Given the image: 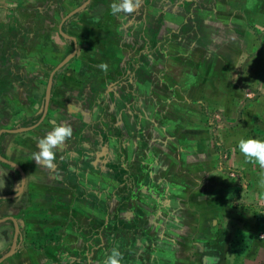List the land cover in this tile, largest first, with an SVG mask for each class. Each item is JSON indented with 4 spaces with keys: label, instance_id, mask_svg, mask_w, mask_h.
<instances>
[{
    "label": "crops",
    "instance_id": "1",
    "mask_svg": "<svg viewBox=\"0 0 264 264\" xmlns=\"http://www.w3.org/2000/svg\"><path fill=\"white\" fill-rule=\"evenodd\" d=\"M10 1L17 46L7 57L0 55L6 61L0 66V129L21 131L14 139L27 142L13 153L3 152L1 146V153L21 167L25 153L31 159L28 166L33 164L39 174L34 172L35 180L24 191L15 179L19 173L8 166L12 180L0 194L16 190L19 195L0 207V233L7 231L0 254L12 240L14 225L7 220L11 218L18 224V250L0 264H103L114 246L123 253V264H208L206 257H215V264H264V169L247 162L238 148L241 138L264 139V0H165L168 4L161 12L173 20L159 26L158 38L145 30L148 50L141 40L147 17L137 11L141 3L157 0H141L133 14L119 15L111 13L114 0H88L79 16L61 26L60 20L86 0ZM88 29L97 35L93 45L82 37ZM74 37L80 54L81 49L93 54L86 65L108 64L107 73L97 67L105 77L96 85L105 110L96 111L98 97L90 96L89 85L73 87L69 81L58 90L65 100V106L59 105L65 108L64 117L58 105L61 110L48 104V115L40 116L43 121L33 128L43 105L36 113L38 107L31 105L24 89V74H41L40 67L55 62L51 46L58 44L63 50ZM159 41L162 49L157 51L154 45ZM135 47L146 53L150 82L140 83L130 72L131 65L137 67L130 54ZM68 67L70 74L71 62ZM87 71L101 76L93 66ZM44 76L46 81L48 74ZM135 92L141 95L138 104L144 115L138 110L134 115L128 107ZM249 93L254 97L247 98ZM36 99L38 105L40 95ZM95 112L98 119H93ZM103 112L114 115L118 131H125L124 124L129 128L130 113L149 142L138 140L140 135L122 134L123 146L113 144L118 150L101 143L102 125L93 123ZM73 113L88 124L56 150L60 168L58 160L51 169L36 164L33 154L39 151V139L54 125L67 123L65 117ZM193 114L204 120L194 125L189 118ZM219 115L221 120L215 121ZM223 123L225 134L216 129ZM231 130L234 134H227ZM92 148H100L92 164H100L113 178V186L87 182L80 160L88 166L85 159L91 157L86 154H92ZM135 163L142 164L144 172L138 183L123 170ZM70 181V195L57 201V192ZM124 194L133 196L128 205Z\"/></svg>",
    "mask_w": 264,
    "mask_h": 264
},
{
    "label": "water",
    "instance_id": "2",
    "mask_svg": "<svg viewBox=\"0 0 264 264\" xmlns=\"http://www.w3.org/2000/svg\"><path fill=\"white\" fill-rule=\"evenodd\" d=\"M88 0H86L84 3H82L81 5H78L77 7L73 8L72 10H70V12H68L61 20H60V26L63 25L64 23L66 22H69L71 19H73L76 14L80 13L84 8H86V3H87ZM144 14H146V20L144 21V25H143V37L141 36V40L146 43V45L144 46L145 49L148 50V46L150 44V39L149 37L147 36V34H155V38H158L159 37V26H160V22L158 19H163L161 20V24L163 25L164 24V15L162 12L158 13L157 10H156V6L154 5V3L152 1H148V2H144ZM143 19V18H142ZM142 21V20H141ZM10 22V21H9ZM9 22H5L7 23V26H9ZM147 23V24H146ZM146 24V25H145ZM15 27V26H14ZM147 29V34L145 32V30ZM0 32L4 35V36H8L7 35V29L4 28L3 30L0 29ZM60 34L64 35V32L62 31V28L60 29ZM11 39L10 40H4L5 42H8V45L9 47H12L13 44H14V41L16 40V37L11 35ZM65 36V35H64ZM73 40V50L71 52H69L68 54H66L62 60H60L55 66H53V64H50V67L52 65V68L50 69V72L48 74V77H47V80L44 81V77H39L37 79H30V78H27L25 77V83L29 86V96H32V93L34 91L38 92L39 91V88L40 86H43L44 88V92H43V97H42V101L43 103L41 105H43L42 109L40 110L39 112V118L40 116L43 115V117L46 115V111H47V108H48V104H49V100L54 97L57 101V103L59 105H64L65 104V100L63 99L62 97V94L58 92L59 89L62 88V86H67L68 85V82L70 81L72 83V86L73 87H78L79 85L81 84H84V85H89L90 88H91V92H93L92 90V87L95 85V92H93L95 94V96L97 95L98 97V100L101 99V94H102V91H101V88H99L97 90L96 88V85L99 86V84L101 83V81H99L98 77L95 76V78L92 76L91 78H89L87 75H85L84 73H82L80 71V69L76 70L75 68L72 69V73L68 74L66 73L64 70L65 68L68 67V63L70 62V60L74 57L75 55V52H76V49H77V44H76V39L74 37ZM2 41V42H4ZM160 42L159 41V44L158 43H155L154 45V48L155 50L157 51H160L162 48L160 47ZM166 47V45L164 46V48ZM1 48H2V44H1ZM122 48V51H120V53L123 55L124 54V51L126 50L125 47H121ZM136 48V47H135ZM62 54V48L61 46H57L55 48H52L51 49V56H52V60L55 61V60H58V58L60 57V55ZM144 54L146 55V53H141L140 50L138 48H136V50L134 51V53L131 55V59L133 60V62L135 60L138 61L137 63V67L136 66H132L131 65V68L133 70H135L136 72V80H138L140 83H146V82H150V71H148V69L145 68V62H144ZM82 57H79V59H82ZM142 62V68H139L138 67V64L139 62ZM85 81H87V83H85ZM97 86V87H98ZM132 86V85H131ZM37 94H35V98H36ZM122 96L120 95V98ZM125 99V98H123ZM131 99V97L129 98ZM127 102L128 100L125 99ZM125 101V102H126ZM124 102V105L126 106L127 103ZM40 105V106H41ZM44 107H45V111H44ZM41 108V107H40ZM60 108L58 107L57 110H59ZM98 113V112H96ZM103 114V117L101 118V120L99 122L96 123V125H102V127H98V130L101 132V136H102V139L104 138H107V139H112V140H117V138L119 137L117 133H120L121 135L124 134V131H118V128L116 127V125L113 123V119H114V116L113 115H107L105 112L102 113ZM62 115L64 117V114L62 112ZM38 120L35 122L36 125L33 127L35 128L39 123H41L43 121L42 120ZM66 120L68 121L67 123H69L73 129V133L77 130V131H82L85 129V126L88 124L87 121L83 120L81 116H77L75 113H73L70 118L68 117H65ZM140 121V120H139ZM47 126H50V123L49 122H46L45 123ZM135 125L137 126L138 123L137 121L135 122V124L133 123H129V128L124 124V129H125V135H129L131 134V129H133L134 133L136 134H139V135H142L144 136V128H142L141 125H138L139 127L136 128L135 130ZM131 128V129H130ZM16 132L20 133L21 131H15L14 129L12 128H9V129H0V138L3 137V140L0 139V162L2 164H5L11 168H14L16 169L18 172H19V176H20V183H21V186H24V172L22 169H20V166L6 158L3 156V154L1 153V146L2 147H8L10 150L13 149V151L16 150V148H18V146L21 144V139H14L15 137L14 134H16ZM101 139V140H102ZM141 139L140 136H138V140ZM96 142H94V144H97V141L98 139H95ZM23 143L24 142H27V140H23L22 141ZM161 145H163V143H161ZM161 148V147H160ZM86 163L88 164V166H84L85 168V171L87 170L88 172V177H89V180L90 181H93L95 184L97 183H100V185L102 183H104L103 181V177L101 175L100 172L98 171H95V167L92 165L91 162H87L86 160ZM90 165V168H87L89 167ZM126 174L132 178H134V180L138 182L140 181H143L144 180V172L143 169H142V164H133L130 168H127L125 167L123 169ZM126 193V192H125ZM19 195V194H18ZM18 195L16 194V190L12 193H8V194H0V203L2 205H0V207H5V198H17ZM125 196H128L126 197V202H127V205L128 203H131L132 202V194H124ZM95 204L98 206L101 204L100 202V197L99 199L95 202ZM142 212V211H141ZM140 219V217L138 216V220ZM1 220V219H0ZM11 220V222L13 223L14 225V232H13V236H12V240H11V243L9 245V248L6 252L0 254V263L1 262H4L8 257L14 255L17 250H15V246H16V240L18 239L17 235H16V230H18V224H16V222H14V220L11 218L9 219ZM23 221V219H22ZM139 223V222H138ZM24 224V222H23ZM6 226H9L6 225ZM118 227V225H117ZM23 230H24V227H22V233H23ZM4 232H1L0 233V243H3L7 240L5 234L7 233V231L3 230ZM7 235V234H6ZM24 236V234H23ZM28 245H25V247H27Z\"/></svg>",
    "mask_w": 264,
    "mask_h": 264
},
{
    "label": "rangeland",
    "instance_id": "3",
    "mask_svg": "<svg viewBox=\"0 0 264 264\" xmlns=\"http://www.w3.org/2000/svg\"><path fill=\"white\" fill-rule=\"evenodd\" d=\"M141 1V0H140ZM11 2L12 1H10V2H8V0H0V29H4V28H6L7 29V35L8 36H4L1 32H0V55L2 54V56H4V57H7V55L9 54V52H10V48L11 47H9V46H7L8 45V42H5L4 40H10L11 39V35H13V36H15V35H17V33H16V30H14L13 29V27H11V22H9V21H11L10 19H12V16L13 15H11L12 14V12H11V10H12V8H10L9 7V4H11ZM157 2H158V0H157ZM157 2L156 3H154V5L157 7L156 8V10H157V12L159 13V12H161V8H163V6L164 5H166V4H168V2H166L165 0H159V4H157ZM161 2L163 3L162 5H160L161 4ZM144 3V2H143ZM143 3H141V7L138 9V14L140 13V15H142L143 13H144V4ZM158 5V6H157ZM135 12V11H134ZM163 13V15L165 16L164 17V19H165V23H167V22H169V21H172L173 19H171V18H169V15H166V13H164V12H162ZM138 17V16H137ZM140 18H143L142 16L140 17ZM80 19V18H79ZM247 19H248V21H249V23H251V22H253V19L251 18V16L249 15H247ZM159 20V22H160V25H161V20H163V19H158ZM5 22H9V26H7V23H5ZM175 25H177V23H174ZM73 25L75 26V23L74 24H71V27H73ZM79 26V25H78ZM90 29H88V30H86L83 34H82V37H83V39H86V41L89 43V45H93L94 44V42H97V40L95 39V38H93V36H97L96 35V33H94V32H92V31H89ZM261 36L264 38V31H262L261 32ZM159 35L160 36H162V34L161 33H159ZM2 41H4V42H2ZM162 42V41H161ZM1 44H2V48H1ZM3 50V51H2ZM81 53L83 54V58L82 59H79V57H78V55H76V57L75 58H73V60H75V59H77L76 61H73V60H70V62H71V66L73 67V68H76V69H81V68H84V69H86V70H84L83 71V73L86 75L87 74V70L90 68V67H92V66H96V65H93L92 63H91V65L90 66H88V65H86V64H88V60H87V57L88 56H90V52H87L86 50H83V49H81ZM127 53V52H126ZM73 61V62H72ZM69 62V63H70ZM142 62L143 61H141V62H139L140 64H139V66L140 67H142ZM68 63V64H69ZM138 63V61L137 60H135L134 61V65L135 64H137ZM2 65V67H5V65H6V61H5V59H2V61H1V58H0V66ZM97 67V66H96ZM69 69V67H67V68H65V72H66V70H68ZM69 71V70H68ZM134 72L135 74H136V72H135V70H133V69H131L130 70V72ZM72 72V71H71ZM150 76V75H149ZM0 77H3V76H0ZM105 77L101 74V76L98 78L99 79V81H101V80H103ZM151 79V78H150ZM150 81V80H149ZM0 84H1V82H0ZM96 88H97V90L99 89L97 86H96ZM90 92H91V90H90ZM94 92V91H93ZM135 93H137V94H135ZM134 94H133V96H132V98H131V100L129 101V104H131V105H133V107H130L129 106V108H130V111L132 112V111H134V113H132V114H134V115H138V112L140 111V113L142 114V115H144L142 112H143V109H140V108H143V106L142 107H139V105L140 104H138V100H139V96H141L138 92H135ZM251 96L249 97H247V98H252V97H254V94H251V93H249ZM247 95V94H246ZM41 103H42V101H40L39 102V104L37 105L36 103L34 104V105H36L35 107H38V106H40L41 105ZM56 109H58V108H56ZM38 110H39V107H38V109H37V111H36V113L38 112ZM137 110H138V112H137ZM28 113H31L32 111H27ZM195 112V111H194ZM35 113V114H36ZM196 113H197V111H196ZM35 114H33V115H35ZM96 112L94 113V115H93V119L94 118H96ZM128 114V113H127ZM241 114V113H240ZM131 116H133V115H131L130 113L128 114V121H129V123H132V121H133V118H131ZM220 117H216L215 118V121L217 120V118H220V120H221V115H219ZM189 118H190V120L193 122V123H195L194 125H197V123H201L202 122V119H203V117L201 118L200 117V115H198V114H196V115H190L189 116ZM96 119H98V118H96ZM204 120V119H203ZM206 120V119H205ZM115 121V120H114ZM221 122V121H220ZM97 123V122H96ZM162 123V120H160V124ZM94 125H96L95 124V122L93 123ZM117 128H118V126H116ZM138 126H136L135 125V130H136V128H137ZM160 128V127H159ZM131 129V128H130ZM216 129H217V132H219V131H222V133H224L225 134V132H226V129H227V124L226 123H223V125L222 126H220L219 125V127H216ZM238 131L239 130H236V134L238 133ZM118 134V138H117V140H110V139H107V138H104V139H107V140H104V139H102L101 140V143L104 141V143L105 142H107L109 145H108V147L109 148H113V149H115V150H118V147L117 148H114V146H113V144H115L116 143V145L117 146H119V147H122L123 146V144H122V135L120 134V133H117ZM124 134H125V131H124ZM227 134H234V131H232L231 130V132L229 133H227ZM135 135H139V134H136V133H134V131H133V129H131V134H129V136H134V137H136ZM140 138H141V141H145L146 140V137H145V134H144V136H142V135H140ZM143 139V140H142ZM198 140H201L200 138L198 139ZM198 140H196V142L198 141ZM23 141V139H21V141L20 142H22ZM143 141V142H144ZM145 142H149V140L147 139V141H145ZM130 146H133V144H132V142H131V144H130ZM143 147H145V144L144 145H142ZM148 145L146 144V147H147ZM100 149V148H99ZM99 149H96V148H92V154L91 153H87L86 154V156L87 157H91V160L90 159H85V160H87V162H91L92 161V159H94L95 158V151L97 150V151H99ZM133 149V148H132ZM131 149V150H132ZM147 149H150V146L149 147H147ZM6 150H10L8 147H5V148H3V152H5ZM89 150H91V149H89ZM12 153H13V149H11L10 150ZM86 153V152H85ZM84 153V154H85ZM4 155H6V153L5 154H3V156ZM120 155V154H119ZM56 160H58V158H56ZM116 160H118V159H116ZM82 161H83V159H81L80 160V162H81V164H82V167H81V169L83 168L84 169V171H85V168L83 167V166H85L83 163H82ZM58 162H60V164H58V163H56L57 165H58V168H60V166L62 165V162L60 161V160H58ZM69 162V161H68ZM85 163V162H84ZM92 163V162H91ZM4 165V164H3ZM95 168V171H98V172H100L101 174H102V177H103V181H104V183L103 184H108V186L109 187H111V186H113V182H112V180L111 179H113V178H111V176L109 177H107L105 174V172H103L102 170H101V168H100V164L99 163H97V164H92ZM5 166H7V165H5ZM87 168H90V165H89V167H87ZM49 169H51V168H49ZM63 169H66V166L65 167H63ZM4 170V168H1L0 167V189H4L6 186H7V184H8V182H9V180H12L11 179V177H10V170H8V172H6V171H3ZM62 169H60V171H61ZM48 170L46 169V170H44V172H47ZM63 171V170H62ZM87 171V170H86ZM36 173H38L39 174V172H36ZM105 173V174H104ZM66 175H68L67 173H66ZM34 176L36 177L37 176V174H34ZM84 179V178H83ZM87 182H92V183H94L93 181H90L89 180V178L87 179ZM112 182V183H111ZM95 184V183H94ZM99 191H101V189L99 188ZM113 193V190L112 189H110V194L109 195H111ZM97 195V194H96ZM98 196V195H97ZM117 226V225H116ZM11 243V242H10ZM12 257H14L13 255L12 256H10V257H8L4 262H8L9 261V259L10 258H12Z\"/></svg>",
    "mask_w": 264,
    "mask_h": 264
},
{
    "label": "clouds",
    "instance_id": "4",
    "mask_svg": "<svg viewBox=\"0 0 264 264\" xmlns=\"http://www.w3.org/2000/svg\"><path fill=\"white\" fill-rule=\"evenodd\" d=\"M139 3L140 0H114L110 5L111 13L113 15H119L121 13L132 14ZM97 67L105 73L108 71V64L106 62H101ZM27 88L29 95V87ZM43 92L44 89H39L38 92L34 91L32 96H29L31 97V105L37 102V99L34 97L35 94L40 95L38 101H42ZM72 134L73 129L69 123L54 125L52 130L47 132L38 141L39 151L33 154V159L36 164H41L49 168L53 167L54 161L56 160V150L69 140ZM238 148L247 162L256 163L260 168L264 169V139L251 136L241 138L238 141ZM261 186H264V179L261 180ZM215 259V257H206L208 264H215ZM103 264H123V253L118 246L112 247L110 252L106 254Z\"/></svg>",
    "mask_w": 264,
    "mask_h": 264
},
{
    "label": "flooded vegetation",
    "instance_id": "5",
    "mask_svg": "<svg viewBox=\"0 0 264 264\" xmlns=\"http://www.w3.org/2000/svg\"><path fill=\"white\" fill-rule=\"evenodd\" d=\"M133 14V13H132ZM79 16V13L78 14H76V16ZM132 16H130V18H131ZM135 19L137 20L138 19V17L136 18L135 17ZM77 42V41H76ZM74 44H73V41H71V43L70 44H67V45H64L65 47L63 48V50H62V54L61 55H66V54H68L69 52H71L72 50H73V48H74V46H73ZM57 46H59L58 44L57 45H53V46H51V49L52 48H55V47H57ZM125 47V46H124ZM133 49V48H132ZM134 51H135V49H133ZM3 51V50H2ZM134 51L133 52H131L130 54L132 55L133 53H134ZM60 55V56H61ZM76 55H78V57H82L83 56V54H80L78 51H77V49H76V52H75V55H74V57L73 58H75L76 57ZM90 56H93V54L92 53H90ZM84 57V56H83ZM73 58L71 59V60H73ZM40 59V55L38 56V58H37V60H39ZM60 61V57L58 58V60H55V62L53 63V66H55L58 62ZM93 65H96V64H93ZM94 67V69H95V73H96V75L97 76H100L101 74H99V73H101L99 70H98V68L96 67V66H93ZM52 68V65H51V67H50V64H49V66L47 67H40V69H39V71L40 72H42L41 74H39V73H32V75L31 76H27L26 74H24V89L25 90H28V88L27 87H29L25 82V77H27V78H30V79H37V78H39V77H42V76H44V72L45 73H47V74H49V72H50V69ZM81 72H83V68L81 69ZM95 75V74H94ZM93 75V76H94ZM45 77V76H44ZM89 78H91L92 76L91 75H89L88 76ZM95 77V76H94ZM46 79H47V77H46ZM39 89H44L43 88V86H40V88ZM119 95V94H118ZM115 101H117L118 100V98H116L115 97V99H114ZM53 101H54V104H53ZM115 101L113 102V103H115ZM108 103V102H107ZM49 104H51V105H56V107L58 108V106H59V104L57 103V101H56V99L54 98V97H52L51 99H50V101H49ZM104 101L101 99L100 101L98 100H96V104H95V107H96V111H98L99 112V110H101V108L102 109H104L103 107H104ZM58 105V106H57ZM109 105V104H108ZM64 106H65V104H64ZM129 106L130 107H133V105H131V104H129ZM128 106V107H129ZM39 107V109H40V106H38ZM61 109V113L63 112V109H65V108H63V107H61V106H59ZM124 107L126 108L127 106H125L124 105ZM105 110V109H104ZM46 115H48V113H46ZM114 116V115H113ZM133 117V116H132ZM39 118V117H38ZM115 119H113V123H115V121H114ZM163 123H164V121L162 122V125H163ZM34 143V142H33ZM31 144V143H30ZM14 152V151H13ZM6 158H7V156L6 155H4ZM13 161V160H12ZM31 162V159H29L27 156H26V154L24 153V168L23 167H21L20 165V169H22L23 170V172H24V191L27 189V187H28V185H29V183L31 182V181H34L35 179L33 178V176H34V172H37V170L35 169V166L32 164V165H30V166H28L29 165V163ZM28 163V164H27ZM0 167L1 168H5L6 169V172L8 171V170H10L9 169V167L8 166H5V164L3 165V164H1V162H0ZM14 169V168H13ZM65 170V169H64ZM14 172L15 173H17L18 171L16 170V169H14ZM14 173V174H15ZM19 173V172H18ZM31 173H34V174H32L31 175ZM60 173V172H59ZM126 173V172H125ZM17 177V178H16ZM15 177V179L17 180V182H20V176H16ZM65 177H67V175H66V173H65ZM129 177V176H128ZM71 188H72V182L70 181L69 183H67V185H66V187H64V188H60V191H58L57 193L59 194L58 196H57V201L58 200H60V199H65L68 195H70V192H71ZM15 191V190H14ZM14 191H11L10 193H12V192H14ZM4 194H8V193H4ZM25 198V197H24ZM5 200V202H6V204L7 205H9V204H11L10 202L13 200L12 198H5L4 199ZM0 205H1V203H0ZM37 206V205H36ZM51 208L53 209V208H56V206H53V205H51ZM3 212V211H2ZM3 216V215H2ZM7 220H9V219H7ZM6 220V221H7ZM10 245V244H9ZM17 245V244H16ZM15 250H18V249H16L15 248Z\"/></svg>",
    "mask_w": 264,
    "mask_h": 264
},
{
    "label": "trees",
    "instance_id": "6",
    "mask_svg": "<svg viewBox=\"0 0 264 264\" xmlns=\"http://www.w3.org/2000/svg\"><path fill=\"white\" fill-rule=\"evenodd\" d=\"M96 25V24H95ZM13 29L14 30H16V27H13ZM15 37H16V40L14 41V44H13V46L12 47H16L17 45H16V42H17V35H15ZM11 47V48H12ZM139 68H142V67H139ZM76 69V68H75ZM82 69V68H81ZM81 69H80V71H81ZM76 70H78V69H76ZM84 71V70H83ZM83 73V72H82ZM87 76L88 75H90L88 72H87V74H86ZM85 83H87V81H85ZM2 84H6V80H3L2 81ZM90 87V86H89ZM60 90V89H59ZM90 90H91V88H90ZM92 90L95 92V85L92 87ZM90 96L91 97H94L95 96V94L93 93V92H90ZM2 164V163H1ZM141 217V216H140ZM141 222H143V220H142V218L140 219V221H139V223H140V226H141Z\"/></svg>",
    "mask_w": 264,
    "mask_h": 264
}]
</instances>
